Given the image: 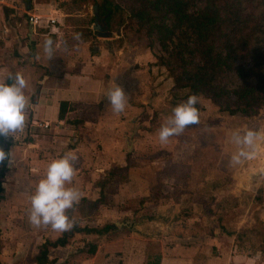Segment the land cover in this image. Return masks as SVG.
Returning a JSON list of instances; mask_svg holds the SVG:
<instances>
[{"label": "crops", "instance_id": "crops-1", "mask_svg": "<svg viewBox=\"0 0 264 264\" xmlns=\"http://www.w3.org/2000/svg\"><path fill=\"white\" fill-rule=\"evenodd\" d=\"M3 2L0 81L5 86L0 83V93L8 100L0 105L5 116L0 121V147H4L0 160L6 159L0 192V264H35L39 247L56 241L73 226L65 213L64 220L57 219L59 211L69 207L62 203L72 207L106 193L105 189L94 192L95 196L85 195L82 183L75 185L81 176L75 180L71 167L99 166L123 154L116 146L130 147L134 135L129 127L140 133L139 128L148 125L145 120L155 110L154 104L171 93L173 81L155 66L151 51L137 39L116 34L110 43L95 47L93 54L90 45L78 43L77 38L66 47L56 36L57 25L46 26L49 18H56L54 14H31L42 18L38 30L20 19L21 3L4 6ZM135 100L139 105H133ZM61 103L67 105L60 119ZM39 124L49 127L39 128ZM108 145L115 149L107 150ZM97 170L104 177L108 173L101 166ZM79 207L84 223H76L82 228L115 224L128 231L120 236L77 233L66 247L49 250V264H147L157 257L159 264H264V247L250 251L232 236L211 233L215 243L203 246L193 236L180 235L191 229L172 219L121 222L103 215L102 205L92 214L85 204ZM90 245L96 246L93 254Z\"/></svg>", "mask_w": 264, "mask_h": 264}, {"label": "rangeland", "instance_id": "rangeland-1", "mask_svg": "<svg viewBox=\"0 0 264 264\" xmlns=\"http://www.w3.org/2000/svg\"><path fill=\"white\" fill-rule=\"evenodd\" d=\"M116 1L123 7L119 13L127 20L129 1ZM95 2L102 3L101 0H4L2 4L17 6L21 3L20 19L27 21L30 14H54L59 21L56 36L67 47L70 42H77L75 38L78 43L90 40L83 32L87 27L92 29ZM245 8V14L258 17V6ZM131 25H124L126 29H135L126 31L129 38L147 45L145 33H139L136 24ZM121 30L124 33L123 26L114 24L110 38L96 35L90 47L107 43L114 35L122 33ZM152 51L159 52L157 47ZM230 78L233 82L229 85H237L236 78ZM163 93L165 91L161 92V97ZM133 105H139L137 100ZM154 107L149 120H145L148 125L139 128L140 133L134 126L129 127V134L134 137L128 142L129 149L125 143L116 146L123 152L118 153V158L106 160L99 166L95 163L70 166L75 180L81 176V181H75V185L82 183L81 192L90 197L106 189L105 195L101 192L103 215H109L112 220L172 219L191 229L186 234L178 232L180 235L193 236L203 246L215 243L210 234L217 233L240 240V246L250 251L264 247V107L248 117L241 111L220 112L200 95L175 103L170 94ZM2 112L0 121L5 117ZM0 135L2 137L1 130ZM109 149H115L114 145H108ZM126 152L129 153L126 155ZM100 166L108 172L105 177L97 170ZM127 166L130 171L126 173ZM79 203L70 207L69 202H63L64 207L65 204L69 207L59 211L57 219L64 220L66 214L71 226L80 222L83 213L79 206L84 203ZM166 243L172 244V241ZM1 249L2 241L0 252Z\"/></svg>", "mask_w": 264, "mask_h": 264}, {"label": "trees", "instance_id": "trees-1", "mask_svg": "<svg viewBox=\"0 0 264 264\" xmlns=\"http://www.w3.org/2000/svg\"><path fill=\"white\" fill-rule=\"evenodd\" d=\"M101 1L94 3L98 8L96 14L99 21L105 20L110 35L116 23L123 26L124 33L121 30L120 34L125 36H129L126 31L135 29H126L124 25L136 24L137 31L144 32L148 38L146 47L150 51L158 48L159 52L152 51L155 66L163 68L172 79L173 102L200 95L220 112L241 111L248 117L264 107V0H128L127 20L119 13L123 9L119 2ZM254 5L260 9L257 18L252 13L245 14V6ZM85 30L83 33L90 40L84 42L91 45L97 34L90 27ZM89 48L93 54L95 47ZM230 77L237 80L234 87L229 85L233 82ZM7 100L8 95L0 93V105ZM66 105L60 104V119ZM3 154L5 158L8 156L7 149ZM5 171L6 159H3L0 160V192ZM102 202V197L82 201L90 214ZM125 231L127 227L118 228L115 224L82 228L75 223L56 241H45L34 263L49 264V250L66 247L77 233L104 236ZM95 250L96 246L90 245L89 253ZM147 264H159L158 257L148 260Z\"/></svg>", "mask_w": 264, "mask_h": 264}, {"label": "water", "instance_id": "water-1", "mask_svg": "<svg viewBox=\"0 0 264 264\" xmlns=\"http://www.w3.org/2000/svg\"><path fill=\"white\" fill-rule=\"evenodd\" d=\"M97 10H98L97 6H94L93 12L95 16V22H94L92 29L94 32H96L98 38H102V39L110 38L111 35H110L109 30L106 27L105 20H102L101 24L99 23V19L96 14Z\"/></svg>", "mask_w": 264, "mask_h": 264}, {"label": "built area", "instance_id": "built-area-1", "mask_svg": "<svg viewBox=\"0 0 264 264\" xmlns=\"http://www.w3.org/2000/svg\"><path fill=\"white\" fill-rule=\"evenodd\" d=\"M41 20H42V18H40L38 16H35V15H31V14L28 17L29 25H31L32 27H38V26H40ZM57 24H58V21H57L56 18H49L46 21V26H52V27H54ZM38 127L39 128L43 127L45 129H47L49 126L47 124H39Z\"/></svg>", "mask_w": 264, "mask_h": 264}]
</instances>
